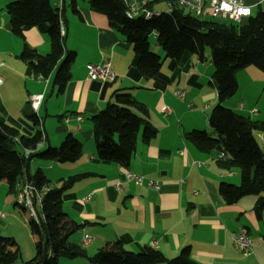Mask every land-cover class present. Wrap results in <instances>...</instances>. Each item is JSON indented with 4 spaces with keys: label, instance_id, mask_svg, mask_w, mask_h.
Instances as JSON below:
<instances>
[{
    "label": "crops",
    "instance_id": "crops-1",
    "mask_svg": "<svg viewBox=\"0 0 264 264\" xmlns=\"http://www.w3.org/2000/svg\"><path fill=\"white\" fill-rule=\"evenodd\" d=\"M3 1L0 0V117L22 134L32 135L35 126L27 117L28 95L42 92L37 114L49 146H57L70 134L81 142L82 152L75 161L63 163L35 156L30 160V175L40 169L57 185L60 178L88 173L62 195V208L69 219L83 224L69 240L84 248L87 256L60 258L57 264H94L90 257L106 242L115 240H120L128 250L141 252L151 247L167 258L187 246L191 259L199 264H264V209L259 216L254 211L259 195H244L226 204L219 194V184H239V169L221 167L217 160L220 154L199 151L185 136L199 128L215 135L208 122L216 102L210 54L205 66L195 54L184 53L178 60L164 57L159 72L146 79L137 69L132 46L109 25L104 14L77 0L71 1L72 9L68 12L62 0L64 43L73 51V59L69 80L59 92L52 84L56 71L48 77L35 76L20 56L24 47L41 54L49 52L47 34L35 27L24 30L23 35L12 33L5 8L12 0H6L5 5ZM244 1L252 6L251 13L253 7L264 4L261 0ZM150 49L156 52V47L150 45ZM107 59L114 79L89 78L88 66ZM235 78L237 91L223 105L254 120H264L259 108L264 72L246 66L235 73ZM114 90L129 92L143 103L148 121L156 129L147 142L142 140V127L139 129L128 166L95 155L91 115L113 99ZM176 91L183 96L176 95ZM163 105L171 108L169 114L161 112ZM253 134L264 152V132L255 130ZM47 147L45 139L39 149ZM122 168L143 176V182L126 180ZM148 178L159 187L148 184ZM16 193H9L6 181L0 180L2 204L10 212L5 218L0 211V233L13 238L5 232L14 224L10 218L17 214L15 209H9L11 204L16 205ZM242 231L251 239L250 254L232 242V233ZM44 241L42 236L43 244Z\"/></svg>",
    "mask_w": 264,
    "mask_h": 264
},
{
    "label": "trees",
    "instance_id": "trees-1",
    "mask_svg": "<svg viewBox=\"0 0 264 264\" xmlns=\"http://www.w3.org/2000/svg\"><path fill=\"white\" fill-rule=\"evenodd\" d=\"M58 0H12L6 3L11 31L23 35L32 27L47 34L49 52L41 54L24 47L20 54L35 76L48 77L53 71L54 85L61 92L70 77L73 51L65 47V17ZM97 12L104 14L109 25L132 46L136 66L141 75L150 79L160 70L163 58L150 49L149 38L154 34L164 57L178 60L184 53L195 54L204 60L205 48L210 49L213 65L212 80L216 90V102L208 114V122L215 135L206 130L194 129L185 134L187 140L201 152L216 151L221 167L237 168L239 184L221 182L219 194L226 204H231L248 194L259 195L254 211L259 216L264 209V152L253 131L264 132V120H254L223 105L238 88L235 73L255 66L264 72V4L240 23L225 24L216 18L205 19L173 2L170 11H160L151 18L138 15L129 18L123 0H83ZM164 0H153L155 7ZM231 22V21H230ZM238 24V25H237ZM29 104V100H28ZM30 107V104H29ZM147 107L129 92L114 90L113 99L97 113L91 115L95 141V155L101 160L128 166L135 149V136L142 127V140L154 137L156 129L147 118ZM28 119L35 126L32 135L22 134L16 127L0 117V180H5L9 193L15 194L25 183V166L30 155L58 163L75 161L82 152L81 142L68 134L58 147H39L46 139L42 120L30 107ZM26 150H30L26 154ZM88 173L60 178L58 184L37 169L31 176V185L41 192V212L44 218L41 230L44 244H35L34 255L21 260L17 241L0 233V264H57L60 258L73 259L87 256L86 250L71 242L69 237L83 224L69 219L62 208V195L75 181ZM32 231L36 226L31 222ZM47 258L43 262L44 251ZM90 260L94 264H199L191 259L189 247L167 258L159 250L148 247L135 252L124 247L120 240L106 242Z\"/></svg>",
    "mask_w": 264,
    "mask_h": 264
},
{
    "label": "built area",
    "instance_id": "built-area-1",
    "mask_svg": "<svg viewBox=\"0 0 264 264\" xmlns=\"http://www.w3.org/2000/svg\"><path fill=\"white\" fill-rule=\"evenodd\" d=\"M126 5V15L129 18H134L138 15H143L144 18L148 19L154 15H157L159 11L156 7H149L148 4L153 0H123ZM62 0H58L57 3H61ZM176 2L180 6L184 7L186 10L190 11L194 16H205L209 15L211 18L229 20L234 23H240L244 18L251 14V5L245 3L244 0H164L167 5L166 10L170 11L172 8V3ZM260 3H264L261 0ZM62 35H64V28L61 29ZM88 77L91 79H103L112 81L114 79V74L110 70V60L107 59L103 62L90 64L88 66ZM2 82V76L0 74V83ZM178 96H183L180 91L175 92ZM28 100L32 110L37 113L39 106L43 100L42 92H32L28 95ZM161 112L163 114H169L171 108L167 105L161 107ZM80 119V116H76ZM65 121L68 120V116L64 118ZM30 150H26L28 154ZM182 153V151H181ZM222 154H220L221 156ZM124 177L126 180L134 181L135 183H142L143 176L135 174L128 171L126 168H122ZM148 184L158 188L159 184L153 179H147ZM41 192L37 191L31 183L26 182L16 193V204L22 206L29 210L30 215L34 220V225L40 227L44 215L41 212ZM232 242L234 246L246 254L252 252L251 239L248 234L244 231L232 233ZM89 240L88 237L85 238V242Z\"/></svg>",
    "mask_w": 264,
    "mask_h": 264
},
{
    "label": "rangeland",
    "instance_id": "rangeland-1",
    "mask_svg": "<svg viewBox=\"0 0 264 264\" xmlns=\"http://www.w3.org/2000/svg\"><path fill=\"white\" fill-rule=\"evenodd\" d=\"M71 1L72 0H65V6H66L65 9H67L68 12H71V9H72L71 8ZM77 1L82 2L83 0H77ZM6 2L7 1L4 0L3 4L5 5ZM155 7L158 10H160V11H164L167 8V5L165 3L159 2L158 4L155 5ZM256 10H257V5L255 7H253L252 11L255 12ZM67 15H69V17H71L70 13H68ZM200 18L212 19L209 15L200 16ZM218 20L220 22L225 23V24H231L232 23L229 20H221V19H218ZM71 29H72V27H71ZM149 42H150V45L152 47H156L155 51L157 52V54L161 58H163V61H165L166 59L168 60V58H166V59L164 58V52H163L162 48L156 44L155 38H154L153 35L150 36ZM209 54H210V49L208 47H206L205 48V55L207 56V58L200 62L201 65L203 64L202 66H205V65L209 64V59H208ZM165 66H167V61H166V63L163 66L164 69L166 70ZM252 93H254V92H252ZM248 95H249V97L252 96V94H250L249 92H248ZM46 97H47V95H46ZM263 100H264V94H263V98L261 100V104L259 105V108H260L261 112L264 113V106H263L264 105V101ZM199 129L200 130L201 129L204 130V128H199ZM60 143L61 142H59V144L57 146H54V147H58L60 145ZM10 208L11 209H15L17 214H16V216H12L10 218L11 221H14V224H12V227L8 228V230L5 233H8V234L14 236L15 240L18 242V244L20 246L21 260L25 261V260H28L31 257H33L35 244H40V245L43 244L42 243V236L43 235H42L41 226L40 227H36L37 228L36 231H32L30 224H31V222L33 223L34 220H33L32 216L30 215L29 210L26 209V208L21 207L18 204H16V205H12L11 204V206H9V209ZM0 211L3 212L6 215L5 218L9 217L10 212L7 210V208H5L3 206L1 196H0Z\"/></svg>",
    "mask_w": 264,
    "mask_h": 264
},
{
    "label": "water",
    "instance_id": "water-1",
    "mask_svg": "<svg viewBox=\"0 0 264 264\" xmlns=\"http://www.w3.org/2000/svg\"><path fill=\"white\" fill-rule=\"evenodd\" d=\"M53 81H54V79H53ZM52 81V84H54V82ZM46 143H47V146H49V144H48V139H47V137H46ZM35 156H37L36 154H32V155H30L29 157H28V159H27V163H26V166H25V175H26V179H27V182L28 183H31V175H30V160L33 158V157H35ZM47 251L45 250L44 251V256H43V262L46 260V258H47Z\"/></svg>",
    "mask_w": 264,
    "mask_h": 264
}]
</instances>
